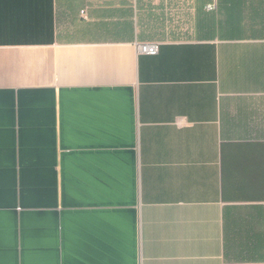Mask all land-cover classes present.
<instances>
[{"label":"crops","instance_id":"0c3cea01","mask_svg":"<svg viewBox=\"0 0 264 264\" xmlns=\"http://www.w3.org/2000/svg\"><path fill=\"white\" fill-rule=\"evenodd\" d=\"M0 264H264V0H0Z\"/></svg>","mask_w":264,"mask_h":264},{"label":"built area","instance_id":"2783aa9c","mask_svg":"<svg viewBox=\"0 0 264 264\" xmlns=\"http://www.w3.org/2000/svg\"><path fill=\"white\" fill-rule=\"evenodd\" d=\"M85 10L82 13L85 15ZM137 47L141 53L155 55L159 52L160 44L158 43H138Z\"/></svg>","mask_w":264,"mask_h":264}]
</instances>
